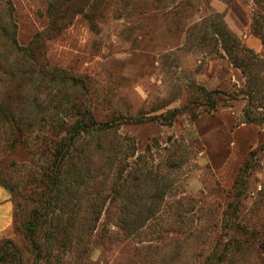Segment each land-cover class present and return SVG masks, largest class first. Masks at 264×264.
<instances>
[{"label":"rangeland","instance_id":"374dc122","mask_svg":"<svg viewBox=\"0 0 264 264\" xmlns=\"http://www.w3.org/2000/svg\"><path fill=\"white\" fill-rule=\"evenodd\" d=\"M10 1L19 45L32 39L38 64L60 68L87 84L85 93L67 89L65 104L74 97L89 98L97 119L117 113L153 116L178 108L171 124L115 121L107 136L119 151L110 160L100 151L91 153L93 178L75 204L83 215L90 199L101 203L91 247L82 263L71 252L61 253V263L211 264L220 255V264H264V124L245 122L247 79L210 39L208 24L219 15L237 37L252 33L253 27L264 34V0H84L82 12L70 17L71 8L61 21L50 11L58 0ZM68 2L59 0L65 7ZM254 69L264 76L261 65ZM0 80V105L20 102L26 116L23 139L18 138L22 144H14L0 111V180L18 190L13 196L0 183L11 202L10 220L0 229V248L11 240L28 257L20 222L32 206L29 194L42 187L35 184L40 175L32 164L43 159L33 154L37 127L26 122L37 114L36 94L47 116L56 112L53 100L59 95L56 88L36 93L35 79L12 76L6 66ZM193 86L222 92L214 110L204 111L193 102L199 96ZM253 107L252 115L264 118V107ZM127 143L129 152L122 149ZM139 155H144L145 169L157 170L158 180L165 174L170 179L158 213L127 235L120 230L119 212L128 208L125 175ZM120 168L125 173L116 180ZM142 177L137 181L143 184ZM93 186L101 201L90 193ZM111 186L123 187L120 197ZM138 192L143 193L141 185ZM4 198L0 189V200ZM136 200L134 209L142 210L143 199ZM8 215L1 206L0 225Z\"/></svg>","mask_w":264,"mask_h":264},{"label":"trees","instance_id":"16d2710c","mask_svg":"<svg viewBox=\"0 0 264 264\" xmlns=\"http://www.w3.org/2000/svg\"><path fill=\"white\" fill-rule=\"evenodd\" d=\"M65 1H69L66 7L63 3L59 4L58 0L59 6L54 10L50 9L51 14H57L58 21H61L60 19L71 8L70 17L84 9V0ZM12 11L13 7L10 0H0V42L3 43L1 46L3 49L0 52V71H3L6 66L12 76L19 75L35 79L33 80L35 83L33 87L36 93L39 90L46 93L48 88H50L49 91L56 88V95L59 97L56 101L53 100L52 107L56 109V112H49L47 116L45 103L36 94L33 105H36L37 114L29 117V121L26 122V124H34L37 127L33 154L43 159L42 164H32L40 175L38 183L35 184L42 187L39 186L40 192L33 191L34 193L29 194L32 206L28 209L26 218L20 222L21 234L27 243L26 251L29 252V256L24 257L21 250L10 240L5 241L4 246L0 248V261L10 264H62L61 253L71 252V255L81 258L80 263H82L85 258L84 255L87 256L91 247L96 223L101 217V203L98 201L90 199L86 214L83 215L78 213L75 205L87 189V181H91L93 178L91 153L94 150L100 151L110 160L119 151L115 150L111 137L107 136L115 121L120 123L123 120L134 119L140 122L157 121L161 124H171L178 113V108L153 116L132 117L117 113L111 117L97 119L89 109V98L83 99V97L78 96L77 98L74 97L70 103L65 104L62 102V97H64V92L67 89L81 90L85 93L87 84L76 76L66 75L60 68L50 69L46 63L38 64L31 49L32 39L25 46L19 45L17 41L16 23ZM208 24L212 28L210 39L213 40L214 44L220 45L228 61L240 69L247 79L248 92L245 95L248 98L249 106L244 111L245 122L264 124L262 116L252 115L253 106L256 109L264 107V95H259L260 92L264 91V76H261L259 71L254 69L260 65L264 68V62L257 53L241 42V39L226 26L219 15L211 16ZM252 33L264 40V34L261 30L253 27ZM4 50H8V52L4 53ZM12 55L15 57L13 62H11ZM20 84L17 82L15 88L21 91ZM193 88L199 95H195L193 102L203 105L204 111L207 112L216 108L222 92L206 90L202 86H193ZM254 93H257V96L253 95ZM223 94L225 95V93ZM228 98H234V95H229ZM30 104L32 105L31 102ZM0 111L10 126L14 144H22L18 138L23 139L21 126L23 127L25 122L23 120L26 117L23 115L24 108L20 102H16L13 105L9 103L0 105ZM40 117L43 121L40 120ZM122 149L129 152L128 143ZM123 158L127 159V156ZM143 161L144 155H139L132 162L135 167H131L125 175L130 191L126 198L128 208H122L119 213L122 223L120 230H124L127 235L141 229L158 213L165 197L166 187L169 185L166 182L170 179L168 178L169 175L165 174L158 180L157 170L145 169L146 163ZM141 167H143V171ZM123 173L125 172L121 168L118 169L115 173L116 180H119ZM141 175H143V184L137 181ZM158 181H164L163 187L158 185ZM0 183L13 196H16L18 193L16 188L2 180ZM140 185L143 188L141 194L138 192ZM145 188H149V190L145 191ZM152 188L154 189L151 192ZM121 189L123 190L121 186H111L110 188L114 193L117 192L119 197ZM90 193L101 201V194L96 191V187H94V192ZM137 196L143 199L142 210L134 209L138 204ZM131 207L133 209H130ZM78 226L81 228H77ZM80 241L82 246L78 248ZM225 245L223 248L228 249ZM221 261L219 255L211 259V264H220Z\"/></svg>","mask_w":264,"mask_h":264},{"label":"crops","instance_id":"0c3cea01","mask_svg":"<svg viewBox=\"0 0 264 264\" xmlns=\"http://www.w3.org/2000/svg\"><path fill=\"white\" fill-rule=\"evenodd\" d=\"M242 37H239L241 39V42L248 48H250L251 50H253L255 53H257L259 56H261L264 59V40H262L259 36L254 35L251 32L242 34ZM0 189L4 192L5 194V198L3 200H0V207L1 206H5L8 208L9 210V215L7 218V221L3 224L0 225V229L4 228L11 217V202L9 201V195L7 193V191H5V189H3L2 187H0Z\"/></svg>","mask_w":264,"mask_h":264}]
</instances>
